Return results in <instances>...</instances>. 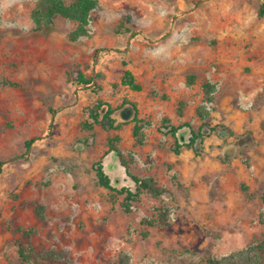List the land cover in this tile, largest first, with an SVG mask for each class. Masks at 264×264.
<instances>
[{"label": "rangeland", "instance_id": "obj_1", "mask_svg": "<svg viewBox=\"0 0 264 264\" xmlns=\"http://www.w3.org/2000/svg\"><path fill=\"white\" fill-rule=\"evenodd\" d=\"M97 1L89 35L72 42L74 21L57 17L42 35L32 20L37 0H0V264H24L18 243L30 229L38 249L67 252L57 264H115L121 255L130 264H207L261 242L264 0ZM74 70L90 85L71 81ZM125 70L142 91L121 84ZM205 83L215 85L213 104ZM98 102L101 123L90 129ZM202 106L211 117L203 129ZM128 107L134 116L122 122ZM109 109L116 130L105 125ZM185 127L195 141L206 131L200 152L179 144ZM111 138L119 187L106 173ZM231 145L236 153L225 158ZM99 166L115 190L135 192V176L167 193H143L126 213V194L99 185ZM162 211L168 226L142 224Z\"/></svg>", "mask_w": 264, "mask_h": 264}, {"label": "trees", "instance_id": "obj_2", "mask_svg": "<svg viewBox=\"0 0 264 264\" xmlns=\"http://www.w3.org/2000/svg\"><path fill=\"white\" fill-rule=\"evenodd\" d=\"M98 8L97 0H71L68 4L63 0H37L35 7L32 11V20L35 25V32L47 35L54 31L55 29V19L57 17H62L74 21L76 23V28L69 35L72 42H77L81 38L87 37L89 35V25L91 22L92 13ZM264 16V9L261 10L259 17ZM196 76L190 75L187 77V84L193 85ZM70 80L76 82L78 85L87 86L90 85L91 79H88L81 71L74 70L70 73ZM121 84L123 86H128L134 91H142V86L136 82L132 72L130 70H125L124 75L121 78ZM204 93V102L206 104H213L215 102V85L211 83H205L202 85ZM103 102H98L94 107L89 108L90 118L93 120V124H86L90 129L94 125L101 123L99 117V110L104 106ZM198 116L202 119L203 127H207L211 123V117L205 106L198 108ZM113 110L109 109L104 114V120H108L105 124L110 129H118L120 126H115V120L111 118ZM136 126L134 129V137L138 144H143V134L142 126L139 125V120L135 119ZM196 133L195 137L201 136V130ZM118 138L110 139V146L114 150V143ZM35 141L32 139L27 142V148ZM191 142H195L194 139ZM114 147V148H113ZM180 146L178 147V149ZM178 153V150H175ZM98 182L101 187L110 189L118 194H126L125 201L123 203V208L126 213L131 211L132 203L139 200L143 193H147L152 197H161L167 193L166 189L159 186L154 178L147 180H141L137 177H133L134 183L137 185L136 191L123 188L121 190H115L111 187V180L103 171L102 166L97 168ZM168 215L165 211L160 212L158 220H144L143 225L149 227L156 226H168ZM26 237L25 243H18V254L21 261L24 264H57L66 263L68 261V254L65 251H55V250H42L35 247L32 243V233L33 229L23 232ZM144 237L148 234L144 233ZM115 264H130L129 259L125 255H121ZM207 264H264V239L258 242L256 245L249 247L246 250L240 251L238 253L232 254L228 257L218 259H208Z\"/></svg>", "mask_w": 264, "mask_h": 264}, {"label": "water", "instance_id": "obj_3", "mask_svg": "<svg viewBox=\"0 0 264 264\" xmlns=\"http://www.w3.org/2000/svg\"><path fill=\"white\" fill-rule=\"evenodd\" d=\"M134 116V110L131 107L124 108L120 113H118V117L122 122L130 121ZM206 133V131L202 130V134ZM194 136L191 129L189 127H185L181 129L177 133V139L180 145L190 143V139ZM221 136L225 137V133H221ZM202 148V137H198L195 141V150L200 152ZM236 146L231 145L224 149L223 155L225 158H232L236 153ZM122 168L120 154L118 151L113 150L110 155V161L106 166V173L114 174L115 176L112 179V184L115 187H119L122 185V178L120 175H116V173L120 172Z\"/></svg>", "mask_w": 264, "mask_h": 264}, {"label": "flooded vegetation", "instance_id": "obj_4", "mask_svg": "<svg viewBox=\"0 0 264 264\" xmlns=\"http://www.w3.org/2000/svg\"><path fill=\"white\" fill-rule=\"evenodd\" d=\"M196 136V135H195ZM196 138V137H195Z\"/></svg>", "mask_w": 264, "mask_h": 264}]
</instances>
